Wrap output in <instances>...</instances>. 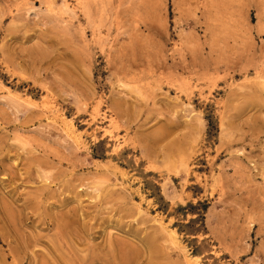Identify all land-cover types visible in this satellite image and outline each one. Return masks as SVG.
Masks as SVG:
<instances>
[{
  "label": "rangeland",
  "instance_id": "374dc122",
  "mask_svg": "<svg viewBox=\"0 0 264 264\" xmlns=\"http://www.w3.org/2000/svg\"><path fill=\"white\" fill-rule=\"evenodd\" d=\"M0 264H264V0H0Z\"/></svg>",
  "mask_w": 264,
  "mask_h": 264
}]
</instances>
